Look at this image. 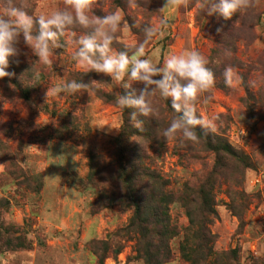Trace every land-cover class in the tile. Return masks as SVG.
<instances>
[{
	"label": "rangeland",
	"instance_id": "1",
	"mask_svg": "<svg viewBox=\"0 0 264 264\" xmlns=\"http://www.w3.org/2000/svg\"><path fill=\"white\" fill-rule=\"evenodd\" d=\"M37 1L38 15L63 3ZM102 1V12L119 10L127 25L117 34L122 49L141 42L145 27L166 20L164 35L147 49L154 62L162 64L167 54L186 49L207 59L216 82L206 94L208 102H199L198 114L212 119L213 131L249 158V168L233 163L217 189L215 215L207 223L221 258L215 264H264V0H245L231 20L207 16L205 0H182L166 10V0H157V11L148 16L136 6L146 0ZM19 47L24 65L15 71L22 89L29 88L28 99L0 80V264H145L135 241L115 237L134 214L133 208L110 201L125 191L116 142L122 110L91 90L48 99V87L80 78L87 83L89 72L76 67L70 51L57 48L51 64L38 66L39 83H30L31 61L37 58L23 43ZM228 66L236 77L233 88L224 84ZM103 76L107 82L96 86L116 98L123 93ZM171 120L165 119L166 127ZM134 142L129 137L124 144ZM204 151L198 139H174L159 154L158 167L171 182L168 191L176 194L170 217L179 230L168 264H188L181 245L185 228L200 216V205L184 187L199 184L212 170L214 157ZM116 244L122 248L119 255L113 253Z\"/></svg>",
	"mask_w": 264,
	"mask_h": 264
},
{
	"label": "clouds",
	"instance_id": "2",
	"mask_svg": "<svg viewBox=\"0 0 264 264\" xmlns=\"http://www.w3.org/2000/svg\"><path fill=\"white\" fill-rule=\"evenodd\" d=\"M181 2L166 0L162 10L177 7ZM205 3L207 16L231 20L245 0H205ZM92 6L93 0H63L61 6L36 15L30 11V0H0V80L15 76L7 69L10 59L20 55L21 43L37 58L31 61L30 83L39 78L38 66L51 64L54 50L64 48L71 52L76 67L110 77L111 83L124 90L115 103L121 110H131L129 121L136 127L144 123L143 118L159 119V102L170 101L175 115L162 130L166 141H196L198 128L214 130L212 119L198 115L199 102L202 99L208 102L206 94L216 82L207 59L198 51L186 49L167 54L162 64L154 62L147 49L154 38L164 35L166 20L159 27H145L144 39L133 48L117 51L114 41L122 27H127L122 23L120 11L97 16L92 13ZM223 78L225 86L233 88L236 77L231 66L224 69ZM97 83L72 79L48 87L46 97L89 92ZM136 84L143 87L138 89L134 87Z\"/></svg>",
	"mask_w": 264,
	"mask_h": 264
},
{
	"label": "trees",
	"instance_id": "3",
	"mask_svg": "<svg viewBox=\"0 0 264 264\" xmlns=\"http://www.w3.org/2000/svg\"><path fill=\"white\" fill-rule=\"evenodd\" d=\"M63 2V0H62ZM144 3V2H143ZM157 0H146L143 7H139L145 16L155 13L158 7H155ZM63 3H60V6ZM140 4V3H139ZM37 0H30V11L37 14ZM102 0H93L92 13L97 16L105 15L101 8L104 7ZM148 6V7H147ZM125 7V5H123ZM145 26H147L145 22ZM113 47L118 50L121 44L114 41ZM57 50L60 53L59 49ZM131 54V53H130ZM23 52L16 58L10 59V65L7 71L15 73V76L4 78L6 82L12 84L28 99L29 88L22 89V78L20 70L22 64ZM43 75V73H41ZM84 77L90 80L98 81V84H105L103 74L87 73ZM43 80L41 78L40 82ZM79 81L84 82L80 78ZM36 83H39L38 80ZM106 103L116 104V96L108 91H103L98 86L91 90ZM123 94V93H122ZM161 113L159 119L143 118L144 123L136 127L129 121L128 111L122 110L123 125L121 134L116 138L119 150L118 156L120 167L118 170L119 178L124 185L122 194L118 197H111L112 204L129 206L133 208L134 214L129 224L121 231L115 234V237L129 238L135 241L138 256L145 264H168L173 259V250L171 242L178 237L179 230L172 224L170 217V205L175 202L176 194L168 191L170 180L167 179L162 170L158 167L160 151L165 146L166 140L163 138L162 130L166 128L165 119L174 118V112L171 109V102L160 101ZM199 115V114H198ZM198 140L204 147V152L214 157L212 170L207 177L199 184L187 185L184 191L190 196H196L200 209L197 221H192L185 228L184 243L181 245V255L184 262L188 264H208L218 263L221 258L214 251L215 236L210 232L208 219L215 215V201L217 189L222 182L227 180L228 168L236 162L249 168V158L242 152L234 149L225 137L213 130L197 129ZM129 137L134 138L135 146H126L124 142ZM194 158V157H193ZM197 229L190 234L192 229ZM107 240L104 245H108ZM117 245V244H116ZM122 251L120 245L114 249L113 253L119 255Z\"/></svg>",
	"mask_w": 264,
	"mask_h": 264
}]
</instances>
